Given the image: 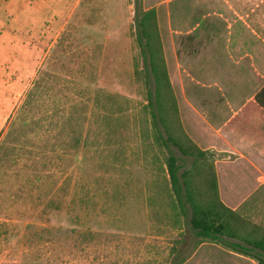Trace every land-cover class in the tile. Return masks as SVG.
Masks as SVG:
<instances>
[{"label":"rangeland","instance_id":"obj_1","mask_svg":"<svg viewBox=\"0 0 264 264\" xmlns=\"http://www.w3.org/2000/svg\"><path fill=\"white\" fill-rule=\"evenodd\" d=\"M5 2L23 9L25 0H0V33L21 41ZM226 5L249 15L257 30L250 44H264V0H83L58 42L0 44V133L32 82H41L0 163V264H207L203 258L229 249L194 233L188 203L181 213L169 148L179 174L194 158L163 144L164 127L152 116L155 84L136 40V20L154 8L171 85L162 114L169 111L175 127L174 63L218 36L194 22Z\"/></svg>","mask_w":264,"mask_h":264},{"label":"crops","instance_id":"obj_2","mask_svg":"<svg viewBox=\"0 0 264 264\" xmlns=\"http://www.w3.org/2000/svg\"><path fill=\"white\" fill-rule=\"evenodd\" d=\"M64 1L25 0L23 9L3 3L14 15L23 40L15 42L0 33V44H24L29 37L32 44L58 42L83 0H73L66 7ZM247 17L226 5L194 22V28L208 26L207 32L218 36L207 44H194L200 48L196 54L176 59L177 113L185 134L199 149L208 151L223 204L249 225L264 227V105L260 103L264 93L258 100L264 86V44H250V31L257 30ZM215 253L214 261H202L257 264L253 251L229 248Z\"/></svg>","mask_w":264,"mask_h":264},{"label":"trees","instance_id":"obj_3","mask_svg":"<svg viewBox=\"0 0 264 264\" xmlns=\"http://www.w3.org/2000/svg\"><path fill=\"white\" fill-rule=\"evenodd\" d=\"M137 45L142 55L145 73L149 80L152 77L155 88V106L157 114L152 113L153 118L158 116V120L164 127L165 137L163 144L169 148L171 144L183 155L193 157L194 166L192 170H183L179 174L180 165L177 163L178 157L169 148L167 156V172L175 198L180 207L181 213L186 216L188 203L190 207L189 224L194 233L203 238L220 240L229 248L251 254L256 259L257 264H264V227L256 224L249 225L236 211L231 210L220 200L216 184V175L212 160L210 164L203 163L208 156V151L199 149L193 141L182 130L179 118L178 124L174 127L172 115L169 111L162 114V100L165 99L164 91H170V81L164 60L162 58L161 43L156 26V12L154 8L143 11L138 20ZM41 82L34 80L27 90L23 101L16 109L9 126L0 133V163L6 157V150L13 141H17L18 126L25 120L26 116L33 111L36 104V97L41 88ZM264 93V86L260 90L258 100ZM149 97L151 94L148 93ZM149 103L152 104L151 98ZM264 105V102L260 100ZM177 111V109H176ZM177 113V112H176ZM178 116V114H177ZM34 118H32L33 120ZM165 120H168L165 124ZM172 121V120H171ZM171 124V125H170ZM30 153V151H29ZM202 161V162H201ZM202 165L205 174L201 179V185L194 181V175H202L199 166ZM222 237L236 239L235 242H225Z\"/></svg>","mask_w":264,"mask_h":264}]
</instances>
